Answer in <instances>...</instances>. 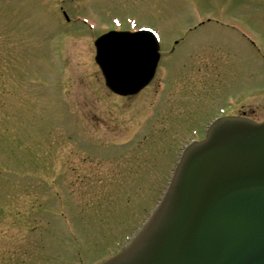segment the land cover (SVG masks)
<instances>
[{
	"label": "rangeland",
	"instance_id": "rangeland-1",
	"mask_svg": "<svg viewBox=\"0 0 264 264\" xmlns=\"http://www.w3.org/2000/svg\"><path fill=\"white\" fill-rule=\"evenodd\" d=\"M116 20L161 37L132 98L95 61ZM220 109L264 120V0H0V264L101 262Z\"/></svg>",
	"mask_w": 264,
	"mask_h": 264
},
{
	"label": "water",
	"instance_id": "water-1",
	"mask_svg": "<svg viewBox=\"0 0 264 264\" xmlns=\"http://www.w3.org/2000/svg\"><path fill=\"white\" fill-rule=\"evenodd\" d=\"M107 86L132 95L154 77L159 48L147 31L96 42ZM102 264H264V122L230 117L192 143L147 224Z\"/></svg>",
	"mask_w": 264,
	"mask_h": 264
}]
</instances>
